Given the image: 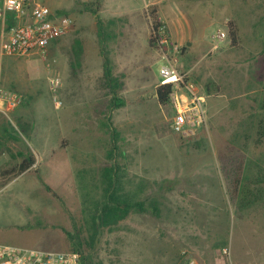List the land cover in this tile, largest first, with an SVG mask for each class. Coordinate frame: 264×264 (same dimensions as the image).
I'll list each match as a JSON object with an SVG mask.
<instances>
[{
    "label": "rangeland",
    "instance_id": "obj_1",
    "mask_svg": "<svg viewBox=\"0 0 264 264\" xmlns=\"http://www.w3.org/2000/svg\"><path fill=\"white\" fill-rule=\"evenodd\" d=\"M39 1L67 14L73 29L44 59L2 56L15 61L5 65L1 60L2 88L22 101L7 115L0 113L15 137H0V172L19 162L25 147L36 163L5 186L7 180L0 177V243L66 252L77 247L73 237L84 204L96 194L92 186L108 164L111 140L101 124L109 115L125 152L118 159L126 163L125 176L133 186L143 184L144 195L158 201L159 211L132 213L103 230L92 250L96 264H227L224 249L234 264H264V202L241 210L230 177L248 160L264 168V141L254 138L247 150L228 142L256 107L255 91L263 90L264 0ZM87 7H100L104 21L120 17L111 26L115 43L107 40V46L137 49L127 61L112 58L114 72L126 75L127 98L124 109L110 114H105L102 65L95 59L80 61L81 47L96 44V16ZM152 11L170 43L181 49L179 69L206 96L208 123L189 138L172 132V109L156 98L162 61L149 43ZM218 33L225 34L220 44ZM51 76L62 83L55 93L62 103L57 108ZM249 82L256 87L247 93ZM82 89L97 97L84 110L79 109ZM85 237L80 234L84 252Z\"/></svg>",
    "mask_w": 264,
    "mask_h": 264
},
{
    "label": "trees",
    "instance_id": "obj_2",
    "mask_svg": "<svg viewBox=\"0 0 264 264\" xmlns=\"http://www.w3.org/2000/svg\"><path fill=\"white\" fill-rule=\"evenodd\" d=\"M98 8H89L87 10L92 12L97 19L100 43L102 47V55L104 58L102 85L107 90V95L110 99L106 105L105 114L118 110L125 106L126 102L120 97L123 89L124 76H115L112 67L106 55V41L110 39L108 30L110 25L106 21H102L98 16ZM56 12L65 14L59 10ZM151 18L154 21L152 26V35L149 43L153 49H157V36L154 32L161 26L158 16L155 11L150 12ZM67 15V14H65ZM13 24L12 20L8 21V26ZM109 24H113L111 20ZM233 40H234V35ZM59 41V40H58ZM57 41V42H58ZM261 57L264 59V47L261 52ZM187 80L189 78L187 77ZM253 80H256L255 78ZM258 83V82H257ZM260 83V82H259ZM262 89L264 90V81ZM254 83L249 82L248 88L245 92H252L255 89ZM171 85H158L156 88V98L160 105L167 106L170 103L169 94L171 92ZM251 89V90H250ZM257 90V89H256ZM255 91L253 102L256 107L244 117L238 124L234 132L229 138V145L235 148L247 150L254 138H257L259 143L264 141V91ZM222 89L219 88L218 92ZM1 115V114H0ZM0 137L3 139L13 140L14 135L11 134L13 130L11 123L0 116ZM102 127L110 138V147L106 151L107 163L100 170V178L97 184L93 187L96 194L90 196V200L86 201L82 211L83 218L81 224L77 228V232L73 239H78V245L72 252H78L81 257V264H96L92 250L96 245V240L103 232V230H112L119 222L125 220L132 213H146L150 212L156 214L159 211L158 201L153 197L144 195L143 184L136 186L132 185V181L125 176L126 163L121 164L118 159L125 157L124 150L119 145L118 130L113 126L111 116H106L105 121L102 122ZM15 132V131H14ZM22 131L20 130V134ZM20 161L13 167L5 169L0 172V177L4 178L6 185L11 179L17 178L22 174L30 171L36 163L35 155L32 151L25 147V151L20 152ZM231 177V188L237 198L238 207L243 209L255 206L264 202V168L262 166L256 167L252 161L239 165L234 169ZM44 185V188L50 194L55 196L54 191L43 182L42 177H39ZM3 186H0L2 188ZM91 195V194H89ZM87 233L86 248L80 240V234ZM72 239V240H73ZM101 264V263H100Z\"/></svg>",
    "mask_w": 264,
    "mask_h": 264
},
{
    "label": "built area",
    "instance_id": "obj_3",
    "mask_svg": "<svg viewBox=\"0 0 264 264\" xmlns=\"http://www.w3.org/2000/svg\"><path fill=\"white\" fill-rule=\"evenodd\" d=\"M13 24L8 26V21ZM73 29L72 19L52 10L39 0H0V56L21 58H45L49 49ZM157 36V50L162 61L159 67V85H171L169 94L172 118L170 129L182 138L197 134L208 123L206 96L187 80V74L178 67L180 47L170 43L166 29L159 26L154 32ZM225 34L216 35L220 44ZM2 65L0 63V113L7 115L17 108L22 96L5 91L1 85ZM57 76L48 77V85L54 94V105L60 107L61 101L55 93L61 88ZM227 264H234L229 249H224ZM0 264H81L78 252L43 250L0 243ZM195 264V263H190Z\"/></svg>",
    "mask_w": 264,
    "mask_h": 264
},
{
    "label": "crops",
    "instance_id": "obj_4",
    "mask_svg": "<svg viewBox=\"0 0 264 264\" xmlns=\"http://www.w3.org/2000/svg\"><path fill=\"white\" fill-rule=\"evenodd\" d=\"M100 19L102 20V21H104V19L102 18V17H100ZM113 21V24L112 25H115L116 23H118V21H120L121 19H120V17H118V16H116V15H112L111 17H109V19H107V25L109 26L110 25V28H109V30H108V35L110 36V39H108V41H112L111 43L114 45V43H115V41H114V39L116 38V36H115V33H112V32H114L112 29H111V24H109L110 23V21ZM95 24H96V27H95V39H96V44L95 45H93L92 47H81V60L80 61H82L83 63L84 62H92V61H94V59L96 60V62H100V64L102 65V67L104 66V58H103V55H102V47H101V43H100V37H99V29H98V24H97V19H96V22H95ZM111 45V44H110ZM145 46H147V44H145ZM106 55H107V57H108V60H109V62H110V65H111V67H112V71H113V74L115 75V76H117V75H119V76H121V75H125V73H124V70L123 71H120L119 73L117 72V73H115L114 72V61H113V57L115 58V60H116V62H119V61H127V59L129 58H131L130 56H129V53L132 51V50H137V49H135L134 47H126V46H121V47H113V46H107L106 45ZM144 48V52H146L147 51V48L148 47H141V50ZM141 50H139V51H141ZM91 55V58L89 57ZM141 56V55H140ZM141 58V57H140ZM145 56H143V60H145ZM2 59H4V64L5 65H8V64H15V61H14V59H13V61H12V58H9V57H4V58H2V57H0V63H2ZM142 61V60H141ZM113 62V63H112ZM113 64V65H112ZM125 77H126V75H125ZM159 81H160V79H158ZM123 81V89H122V91H121V93H120V97L122 98V99H124L125 100V102H126V92H127V84H126V81H125V79L124 80H122ZM159 85V84H158ZM140 88V87H139ZM87 89V88H86ZM105 89V88H104ZM3 90H5V89H3ZM5 91H12L11 89H6ZM85 92V90L84 89H82V91H81V94H79V95H81L79 98H81L80 100H79V109H81V110H84L85 108H87V107H89V106H92L91 105V102H93V101H95V100H97V97H96V95L95 94H93V95H91V97H89L88 96V94H85L84 93ZM104 95H105V98H107L108 100L110 99V96L109 95H107V90L105 89V92H104ZM107 100V101H108ZM107 105V104H106ZM105 105V106H106ZM125 106H126V104H125ZM125 106L124 107H122V108H120V109H118V110H121V109H124L125 108ZM105 110H107L106 109V107H105ZM20 155V154H19ZM35 159H36V157H35Z\"/></svg>",
    "mask_w": 264,
    "mask_h": 264
}]
</instances>
